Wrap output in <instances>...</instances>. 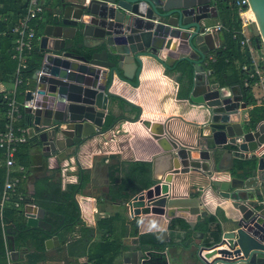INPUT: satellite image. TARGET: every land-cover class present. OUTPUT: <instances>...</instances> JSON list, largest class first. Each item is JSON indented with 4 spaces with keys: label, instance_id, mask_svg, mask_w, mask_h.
Wrapping results in <instances>:
<instances>
[{
    "label": "water",
    "instance_id": "water-1",
    "mask_svg": "<svg viewBox=\"0 0 264 264\" xmlns=\"http://www.w3.org/2000/svg\"><path fill=\"white\" fill-rule=\"evenodd\" d=\"M248 4L264 47V0ZM53 5L39 41L40 66L32 76L39 108L26 111L44 156L55 155L60 162L73 156L76 162L86 144L117 131L121 114L134 107L115 100L117 83L137 87L151 61L164 72L187 62L194 77L186 100L202 122L187 135L189 145L173 138L168 126L156 127L153 139H165L157 159L166 161L167 175L127 201L129 214L203 217L206 199L219 198L231 204L237 217L218 223L219 238L210 247L198 246L189 264H264V217L254 203L264 200V158L256 157L264 145V121L255 128L242 123L240 111L247 105L240 87H216L206 75V57L216 49L213 35H202L217 16L212 0H54ZM31 99L28 93L26 100ZM226 148L240 160L256 159L255 167L241 170V177L221 178L214 160ZM182 175L200 185L194 197L174 195V179ZM30 208L35 215L26 214V226L50 232L51 226L41 222L44 211ZM229 227L234 229L226 231ZM52 244L58 245L57 236L45 241L46 248ZM129 250L124 263L143 264V251Z\"/></svg>",
    "mask_w": 264,
    "mask_h": 264
},
{
    "label": "crops",
    "instance_id": "crops-1",
    "mask_svg": "<svg viewBox=\"0 0 264 264\" xmlns=\"http://www.w3.org/2000/svg\"><path fill=\"white\" fill-rule=\"evenodd\" d=\"M43 3L44 19L37 27L40 37L50 13L53 12L54 0H43ZM216 13L217 16L210 18L207 26L222 24L221 14L218 11ZM213 37L218 48L222 44V35L218 33ZM89 43L86 42L85 45H91ZM83 51H88V48H83ZM150 64L140 76L137 87L117 83L113 88L112 91L119 98L115 100L119 104L127 107L125 102H129L134 107H128L125 113L121 114L124 121L117 131L92 140L79 151L76 162L73 161L74 170L69 173L71 181L63 180L60 170L67 160H73V156L63 162L55 155L46 158V152L42 150L37 136L18 147L15 159L16 163L25 169L22 183L25 197L44 211L41 222L51 226L50 233L53 232L52 236H57L58 245L52 244L50 248H46L45 241L48 237H45L43 246L37 250V244L33 245L31 242L21 251H13L16 255L12 254L9 261L6 258L7 264H125L123 254L129 252L130 247L138 248L146 256L138 237L133 234L132 221L136 218L138 235L153 234L162 243L172 241V245L163 252L167 264H189L197 258L198 246L202 245L200 237L210 240L215 231L219 230L218 223L228 224L230 219L237 217L229 202L214 197H208L201 210L203 208L207 215L216 216L215 223L208 224L207 215L191 217L187 213H176L171 219L158 215L130 216L127 201L167 175L166 161L157 159L162 153L161 145L165 139H153L156 127L168 126L173 138L189 145L192 141L187 135L192 130L195 131L196 126L202 122L187 98L179 99L177 96V81L180 75H167L156 62L151 61ZM208 78L212 85L218 86L214 80L215 76ZM14 89L13 80L0 82V93L13 92ZM16 100L21 103L24 96L16 94ZM250 110L251 108L247 107L240 111L242 123L249 122ZM18 123L24 124L22 121ZM263 148L264 145L258 151ZM226 150L216 154L214 160L221 178L227 180L229 176L241 177L237 175L240 172V159L235 157V150ZM3 161L2 157L0 165H3ZM83 174L85 181L81 183ZM173 184L174 195L181 196L194 197L200 187L187 175L176 176ZM70 185L81 186L80 191L73 195V200L78 206L80 222L74 226H62L59 213L69 205L66 195ZM26 209L25 222L27 215H35L32 208ZM175 219L186 221L193 231V240L188 246L182 244L187 233L178 228H170ZM190 219L193 220L192 224ZM201 223L203 224L199 227ZM232 229L234 228L229 227L225 230Z\"/></svg>",
    "mask_w": 264,
    "mask_h": 264
},
{
    "label": "trees",
    "instance_id": "trees-1",
    "mask_svg": "<svg viewBox=\"0 0 264 264\" xmlns=\"http://www.w3.org/2000/svg\"><path fill=\"white\" fill-rule=\"evenodd\" d=\"M27 0H0V33L7 32L6 36L0 37V82H10L14 79V74L17 68V62L12 59V43L14 37L8 35L9 30L17 24L26 12ZM212 5L221 14L222 25L225 30L221 32L222 44L211 52L215 57L213 63L205 66L208 70L213 71L212 76H215V82L218 86H239L242 94V101L250 107L249 122L250 128L264 121V107L256 105V100L252 94L250 87L244 86V81L247 78V73L242 71V67L252 69V61L247 50H242L240 46L241 22L238 18L237 10L238 6L236 0H212ZM237 33L236 38H233V34ZM257 39V43L255 40ZM251 42L256 50H261L262 43L259 35L251 37ZM41 62V54L39 50L33 52L26 62V69L22 71L23 84L17 88V94L22 95V92L27 88H33L34 82L32 76L34 72L39 68ZM206 69V70H207ZM177 73L180 75L177 83L179 84L178 98L186 99L192 87V81L194 77L193 67L187 62H182L178 65L175 71L165 70V74L171 75ZM252 85L255 80H249ZM23 96V95H22ZM6 110V104L3 100V94L0 93V134L4 130V112ZM30 116L26 112H23V118L20 120L24 124L22 126L28 127L30 125ZM3 157V151L0 149V164ZM264 158V154H263ZM4 160V157H3ZM256 165V159L240 160L239 171H249ZM248 174V172H247ZM85 181L84 174L82 175V181ZM5 182V167L0 165V196ZM80 183V184H81ZM69 192L66 195L69 203L68 207L61 211L60 217L62 226H74L80 222L79 210L76 202L73 200V195L78 193L81 189L79 185H70L68 187ZM26 204H32L38 206L35 203H30L28 200ZM216 216L207 215L206 222L208 224L215 223ZM51 224V223H50ZM203 223L199 224L202 226ZM134 228L133 234L138 237L141 249L146 252V256L143 264H167L166 257L163 254L168 246H171L172 241L169 243H162L156 239L153 234L138 235V219L132 221ZM198 227V225H197ZM198 227V228H199ZM59 228V227H58ZM171 229L178 228L185 231L186 238L182 243L184 246L191 244L193 240V231L190 229V225L182 220L175 219L171 222ZM53 232H45L40 228H29L26 226L24 208L19 210L14 209L13 205L8 204L2 211L0 216V264H7L6 261V247L10 251H21L26 248L29 243L33 245L37 244V250L43 246V240L45 237L52 236ZM220 231L216 230L210 240L205 237L202 239V246L210 247L211 240H217L219 238ZM35 257V256H32Z\"/></svg>",
    "mask_w": 264,
    "mask_h": 264
},
{
    "label": "built area",
    "instance_id": "built-area-1",
    "mask_svg": "<svg viewBox=\"0 0 264 264\" xmlns=\"http://www.w3.org/2000/svg\"><path fill=\"white\" fill-rule=\"evenodd\" d=\"M238 6L237 14L241 22L240 46L242 50H247L250 59L252 61V69L242 67V71L247 73V78L244 81L245 87H250L256 105L264 107V59H259L257 50L251 42V37L248 36L247 27L249 24H255L250 17V8L248 0H236ZM252 13V12H251ZM44 3L43 0H27L26 12L22 18L13 26L8 35L14 37L12 43V59L17 62V68L14 74V91L2 92L3 100L6 104V110L4 112V130L0 134V149L3 151L4 167H5V182L0 196V216L3 209L8 205H13L14 209H21L27 206L34 207L35 205L26 204V197L22 189L23 176L25 169L22 165L16 163L17 149L21 145H25L36 134L32 131L30 126L25 127L19 125V121L23 118V112L30 110L33 113L38 106V99L36 90L34 88H27L22 92L24 100L18 103L16 100L17 88L23 84L22 71L26 69V62L29 56L39 50L40 36L37 33V27L40 22L43 21ZM225 30L222 24H216L213 26L204 27L202 35L206 34H218ZM7 32L0 33V37L6 36ZM237 33L233 34V38H236ZM215 61L214 55L211 53L207 55L204 65H208ZM261 63V64H260ZM213 71L207 70L206 75L212 76ZM249 80H255L251 85ZM30 93L31 100H26V95ZM264 154V148L256 151V157H260ZM74 162L72 159L67 160L61 167L60 174L63 180L71 181L69 176L70 172L74 170ZM257 213L264 216V200H255ZM25 215V214H24ZM6 247V258L9 261L12 256V251ZM234 259V258H233Z\"/></svg>",
    "mask_w": 264,
    "mask_h": 264
},
{
    "label": "rangeland",
    "instance_id": "rangeland-1",
    "mask_svg": "<svg viewBox=\"0 0 264 264\" xmlns=\"http://www.w3.org/2000/svg\"><path fill=\"white\" fill-rule=\"evenodd\" d=\"M250 17H251V20L253 21V16H252V14H250ZM254 22V21H253ZM249 25H253V26H248L247 27V34H248V36L249 37H252V36H254L256 33V35H258V31H257V28H256V26H255V24H249ZM252 27V28H251ZM254 29V30H253ZM248 31H249V33H248ZM256 31V32H255ZM257 55H258V57H263L264 58V47L262 46V48H261V50L259 51V52H257Z\"/></svg>",
    "mask_w": 264,
    "mask_h": 264
},
{
    "label": "bare ground",
    "instance_id": "bare-ground-1",
    "mask_svg": "<svg viewBox=\"0 0 264 264\" xmlns=\"http://www.w3.org/2000/svg\"><path fill=\"white\" fill-rule=\"evenodd\" d=\"M250 14H252V13L250 12ZM252 16H253V21L255 22V18H254V15L252 14Z\"/></svg>",
    "mask_w": 264,
    "mask_h": 264
}]
</instances>
